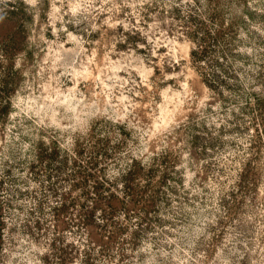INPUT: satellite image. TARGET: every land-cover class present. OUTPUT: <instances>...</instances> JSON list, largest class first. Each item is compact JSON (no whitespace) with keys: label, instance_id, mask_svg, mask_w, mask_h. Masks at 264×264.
<instances>
[{"label":"clouds","instance_id":"clouds-1","mask_svg":"<svg viewBox=\"0 0 264 264\" xmlns=\"http://www.w3.org/2000/svg\"><path fill=\"white\" fill-rule=\"evenodd\" d=\"M5 88L0 264H264V0H0Z\"/></svg>","mask_w":264,"mask_h":264},{"label":"rangeland","instance_id":"rangeland-1","mask_svg":"<svg viewBox=\"0 0 264 264\" xmlns=\"http://www.w3.org/2000/svg\"><path fill=\"white\" fill-rule=\"evenodd\" d=\"M22 39V38H21ZM15 42L16 43H11L10 44V48L11 49H16V48H18V41L15 39ZM0 91H5V92H7V91H10L9 89H7V88H5V89H0ZM7 112V108L5 109V111L4 110H1L0 111V113H6ZM53 158H55V153L53 154ZM86 183H87V181L85 180L84 181V184L86 185ZM80 185H75V187H79ZM84 195H88V193L87 192H85L84 193ZM99 206V205H98ZM66 210V209H65Z\"/></svg>","mask_w":264,"mask_h":264},{"label":"trees","instance_id":"trees-1","mask_svg":"<svg viewBox=\"0 0 264 264\" xmlns=\"http://www.w3.org/2000/svg\"><path fill=\"white\" fill-rule=\"evenodd\" d=\"M12 43H16V42H15V39H13ZM5 109H6V108H4V109H2V110L5 111ZM0 111H1V110H0ZM101 188H102V185H98V186H97V189H96V190H97L98 193H99V191H100ZM102 199H103V197H102ZM109 205H110V206L112 205V201H109ZM92 215H94V213L89 215V217H88V223H92Z\"/></svg>","mask_w":264,"mask_h":264}]
</instances>
